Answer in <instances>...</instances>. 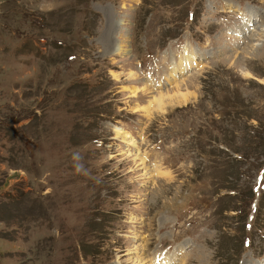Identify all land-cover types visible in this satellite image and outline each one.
Wrapping results in <instances>:
<instances>
[{
  "label": "rangeland",
  "instance_id": "1",
  "mask_svg": "<svg viewBox=\"0 0 264 264\" xmlns=\"http://www.w3.org/2000/svg\"><path fill=\"white\" fill-rule=\"evenodd\" d=\"M0 264H264V0H0Z\"/></svg>",
  "mask_w": 264,
  "mask_h": 264
},
{
  "label": "bare ground",
  "instance_id": "2",
  "mask_svg": "<svg viewBox=\"0 0 264 264\" xmlns=\"http://www.w3.org/2000/svg\"><path fill=\"white\" fill-rule=\"evenodd\" d=\"M120 48V47H119ZM119 48L118 49H116L117 51H119ZM186 64H183V63H181V65H180V68L182 67V66H185ZM180 96H181V98H182V100L184 99V96L185 95H181L180 94ZM173 97V96H172ZM162 99L160 98V99H157V102H160ZM177 100V99H176ZM174 101V100H173ZM163 102V101H162ZM165 262H167V260H164Z\"/></svg>",
  "mask_w": 264,
  "mask_h": 264
}]
</instances>
